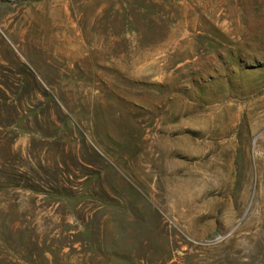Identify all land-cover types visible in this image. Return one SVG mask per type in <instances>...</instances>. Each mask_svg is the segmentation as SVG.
<instances>
[{"label":"rangeland","instance_id":"374dc122","mask_svg":"<svg viewBox=\"0 0 264 264\" xmlns=\"http://www.w3.org/2000/svg\"><path fill=\"white\" fill-rule=\"evenodd\" d=\"M0 264H264V0H0Z\"/></svg>","mask_w":264,"mask_h":264}]
</instances>
